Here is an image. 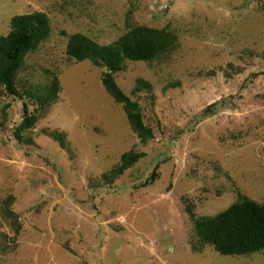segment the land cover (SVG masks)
I'll list each match as a JSON object with an SVG mask.
<instances>
[{
    "label": "rangeland",
    "instance_id": "1",
    "mask_svg": "<svg viewBox=\"0 0 264 264\" xmlns=\"http://www.w3.org/2000/svg\"><path fill=\"white\" fill-rule=\"evenodd\" d=\"M36 14L51 32L18 85L57 78L60 93L44 106L0 86V264H264V252L200 244L193 220L264 204V0H0V36ZM138 27L178 37L165 57L114 75L153 130L146 142L105 90V68L67 53L73 35L106 46ZM138 80L152 91L135 93ZM24 101L37 118L28 144L15 137ZM129 153L145 156L109 184ZM9 198L19 235L1 213Z\"/></svg>",
    "mask_w": 264,
    "mask_h": 264
},
{
    "label": "trees",
    "instance_id": "2",
    "mask_svg": "<svg viewBox=\"0 0 264 264\" xmlns=\"http://www.w3.org/2000/svg\"><path fill=\"white\" fill-rule=\"evenodd\" d=\"M50 32L45 16L22 15L13 18L12 31L8 36H0V86L11 96L28 98L30 101H36L37 98L44 106L58 99L60 84L57 78L45 86L31 85L28 91H24L23 86L20 89L18 85L19 71L27 55L37 50L40 44L48 39ZM177 42L178 37L167 30L138 27L106 46L98 45L85 35H73L69 39L67 53L78 62L90 59L105 68L102 79L105 90L122 104L133 129L139 134L140 139L146 142L154 137L153 130L145 124L139 103L124 94L117 85L114 75L124 71L127 62H150L165 57L177 46ZM134 91L151 92L152 85L145 80H138ZM220 104L216 102L211 108L218 110ZM35 111L32 112L29 104L24 101L23 122L15 131L18 142L27 144L32 142L31 139L26 140L23 133L36 124ZM0 128H3L1 123ZM49 136L63 148L67 147L64 135L53 132ZM144 156V153L124 155L112 176H107V182L111 184L114 177L122 176ZM149 183V181L143 183L142 187L148 186ZM12 201V198H9L3 202L1 213L19 235L22 227L18 215L12 209L14 204ZM193 220L200 244L213 246L221 255L250 256L264 252V204L245 199L214 217H193Z\"/></svg>",
    "mask_w": 264,
    "mask_h": 264
}]
</instances>
